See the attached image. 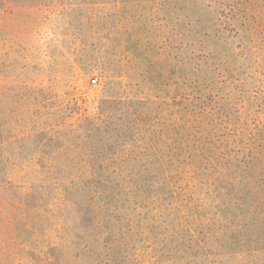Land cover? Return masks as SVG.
<instances>
[{
	"label": "trees",
	"instance_id": "obj_1",
	"mask_svg": "<svg viewBox=\"0 0 264 264\" xmlns=\"http://www.w3.org/2000/svg\"><path fill=\"white\" fill-rule=\"evenodd\" d=\"M248 1L0 0L1 71L29 48L26 68L50 81L2 88L26 105L0 116V249L264 264V85L218 71L264 57ZM262 62L249 79L264 81ZM77 65L103 80L89 104L71 96Z\"/></svg>",
	"mask_w": 264,
	"mask_h": 264
},
{
	"label": "rangeland",
	"instance_id": "obj_2",
	"mask_svg": "<svg viewBox=\"0 0 264 264\" xmlns=\"http://www.w3.org/2000/svg\"><path fill=\"white\" fill-rule=\"evenodd\" d=\"M247 6L250 8V17L248 23V39L252 40V43L257 42L259 55L264 53V0H249ZM200 11L198 9H192L190 15L194 17ZM252 16V17H251ZM260 24L259 28H255V25ZM251 40H249L251 44ZM262 43V44H261ZM250 44H247L248 48ZM38 48L36 46L31 48V51L37 52ZM29 48L26 49H14L10 53L11 59L14 58L13 63L11 61L7 63L6 68L1 71L0 67V116H5L6 118L13 120L25 114L26 96L15 97L13 92L9 90L4 91L3 86H10L18 82L19 84H28L36 88V90H41L44 93L48 92L50 86L49 76L42 69L40 65H36L35 68H26V55L29 54ZM84 55V54H83ZM100 54H96L98 57ZM71 60L73 59L72 55ZM86 56V55H85ZM83 56L82 58L84 59ZM76 58V57H75ZM264 57L260 60L263 61ZM250 63L244 58L231 59L230 64H223L219 66L218 71L222 74L230 75L233 84L237 85L239 88L243 87L246 89H252L254 86L259 87L264 85V81H255L248 78L249 73L254 72L259 64L263 62L260 61L258 65L253 63V59ZM229 76V77H230ZM92 79H97L96 83L92 82ZM72 97L78 103L89 104L94 100L102 87V78L98 72L85 73L79 65L75 66V70L72 73ZM56 92L61 96H65V90L62 88H56ZM27 93V92H26ZM32 100V99H31ZM41 100L37 97L36 101ZM35 101V100H33ZM40 112L46 113L48 108L41 104ZM69 122H73L74 118H69ZM41 249V248H40ZM48 249L39 250V248L31 252L32 256L25 255V253H20L15 247H7L0 249V264H49L51 260L48 256L44 255V252ZM43 254V255H42ZM55 264H97L88 262H77L70 256H65L62 258H57L52 260ZM99 264V263H98ZM127 264H147V263H127ZM163 264H174V263H163Z\"/></svg>",
	"mask_w": 264,
	"mask_h": 264
},
{
	"label": "built area",
	"instance_id": "obj_3",
	"mask_svg": "<svg viewBox=\"0 0 264 264\" xmlns=\"http://www.w3.org/2000/svg\"><path fill=\"white\" fill-rule=\"evenodd\" d=\"M96 80H97V79H92V82H93V83H96Z\"/></svg>",
	"mask_w": 264,
	"mask_h": 264
}]
</instances>
